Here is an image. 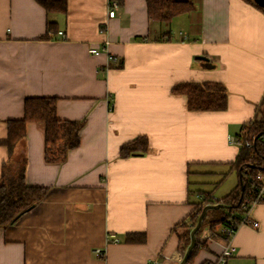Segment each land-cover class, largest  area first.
I'll return each instance as SVG.
<instances>
[{
	"label": "crops",
	"instance_id": "1",
	"mask_svg": "<svg viewBox=\"0 0 264 264\" xmlns=\"http://www.w3.org/2000/svg\"><path fill=\"white\" fill-rule=\"evenodd\" d=\"M190 1L191 12L160 24L149 20L146 0H121L113 18L110 0H69L66 14L49 16L36 0H0V179L7 121L24 117L27 98L56 97L59 118L85 120L63 164L45 160V125L27 124L11 160L24 155L27 183L48 193L0 226V264L182 263V225L191 226L202 193L219 201L239 183L218 194L204 190V179L227 169L230 179L240 153L230 137L260 117L264 98V11L245 0ZM48 19L64 38L43 39ZM184 83L222 84L227 109H190L173 91ZM139 137L147 152L121 158ZM251 215L259 226L238 229L228 264H264V201ZM223 228L205 230L196 241L205 245L184 264L215 261ZM110 234L120 241L108 242ZM128 234L146 241L127 243Z\"/></svg>",
	"mask_w": 264,
	"mask_h": 264
},
{
	"label": "trees",
	"instance_id": "2",
	"mask_svg": "<svg viewBox=\"0 0 264 264\" xmlns=\"http://www.w3.org/2000/svg\"><path fill=\"white\" fill-rule=\"evenodd\" d=\"M36 1L46 10L48 16L68 12L69 0ZM117 1L121 4V0ZM245 1L264 11V8L259 7L254 0ZM146 6L149 20L160 24H170L174 18L189 13L194 8V4L190 0H146ZM58 31V24L48 19L43 39H50ZM173 91L185 95L189 108L195 111L218 112L226 110L228 106L227 90L220 83H184L174 87ZM57 103L58 98L56 97L27 98L24 117L7 121L8 135L1 141V144L8 150L9 158L2 167L0 179V226L14 223L23 214L34 208L48 193V188L27 183L25 175L27 159L24 155L18 160L14 159L16 160L14 162L11 160L18 144L26 138L27 124L38 122L45 125V160L47 163H65L69 152L77 149L81 144V130L85 125V120L71 121L59 118ZM263 107L264 98L258 109L260 117L245 124L240 134L252 133L256 135V139L252 142L251 148H240L236 161L231 165V168L238 174V185L219 201H215L210 194L202 193L203 199L199 205L200 208L194 210L191 216V226L182 225L180 239L184 242L185 247L188 248L191 244V231L198 224L205 206L215 203L225 205L206 212L202 224L196 232L197 237L202 236L207 229L213 234L214 228L225 225L237 212H243L244 197L251 189V180L256 170L264 167ZM148 147V139L139 137L120 148V157L125 159L136 154H144ZM222 208L228 209L229 214H222L217 218V212ZM145 241L146 236L142 234H128L126 237L127 243H144ZM203 245L195 242L185 263H189L196 255L198 248Z\"/></svg>",
	"mask_w": 264,
	"mask_h": 264
},
{
	"label": "built area",
	"instance_id": "3",
	"mask_svg": "<svg viewBox=\"0 0 264 264\" xmlns=\"http://www.w3.org/2000/svg\"><path fill=\"white\" fill-rule=\"evenodd\" d=\"M120 7V3L117 0H110L108 15L113 18L117 14V10ZM59 36H65L63 31L57 33ZM104 49L98 47H91L90 53L93 55H99ZM256 139V135L252 133H245L239 137H230V143L238 145L240 148H251L252 142ZM264 142V135L262 136ZM264 201V167L258 168L254 177L251 180V189L248 194L244 197L243 212L241 215H233L232 218L224 225L222 237L224 239V245L222 251L215 261L209 262L208 264H228L229 259L232 258L237 249L233 244L234 236L238 229L246 224H252L254 227H258L257 221L252 218V211L256 205ZM218 204V203H216ZM108 242H119L120 240L114 235H108ZM207 240H213V235L209 234L205 237ZM98 257H104L105 252L101 249L96 250ZM155 264V263H152Z\"/></svg>",
	"mask_w": 264,
	"mask_h": 264
},
{
	"label": "rangeland",
	"instance_id": "4",
	"mask_svg": "<svg viewBox=\"0 0 264 264\" xmlns=\"http://www.w3.org/2000/svg\"><path fill=\"white\" fill-rule=\"evenodd\" d=\"M263 111H264V107H263ZM221 171H223V170H221ZM226 172L228 173L229 172V169H227L226 170ZM227 173H221L219 176H211V177H207V178H205L204 179V182L206 183V184H204V190L205 191H213V190H216L217 189V191H216V193L218 192V194H220V193H222V192H226V190H230V187H229V185H230V183H232V184H236L237 185V178H238V176H237V172L236 171H233V174H232V176H229L228 178H230V179H228V181H227V179H226V176H227ZM226 179V180H225ZM193 180H194V177H193ZM227 181V182H226ZM235 186V185H234ZM218 187V188H217ZM216 204V203H215ZM214 204V205H215ZM204 209V208H203ZM215 209H217V208H215ZM222 214H226V215H228L229 214V210L228 209H226V208H222L220 211H218L217 212V218H219V216L220 215H222ZM237 214L238 215H241L242 214V212H237ZM212 221H214V220H212ZM196 227H197V225H196ZM195 227V228H196ZM194 228V229H195ZM193 229V230H194ZM193 230L191 231V233L193 232ZM195 237H196V241L198 240V241H201V238H200V236L199 237H197L196 236V234H195ZM203 241V240H202ZM191 245V244H190ZM186 251H187V249H186ZM186 251H184V253H186Z\"/></svg>",
	"mask_w": 264,
	"mask_h": 264
},
{
	"label": "water",
	"instance_id": "5",
	"mask_svg": "<svg viewBox=\"0 0 264 264\" xmlns=\"http://www.w3.org/2000/svg\"><path fill=\"white\" fill-rule=\"evenodd\" d=\"M256 2V4H258L260 7L264 8V0H254ZM200 59L202 60H207L205 57H199ZM242 184V182H241ZM225 205L223 204H215V205H207L204 207L203 211H202V214L200 215L199 217V220H198V224H197V227L193 230V232L191 233V245L188 247L187 251H186V254H185V257L182 261L181 264H184L192 247L194 246L195 242H196V237H195V234L196 232L198 231V229L200 228L201 224H202V221H203V218L206 214V212L209 210V209H213V208H220V207H224Z\"/></svg>",
	"mask_w": 264,
	"mask_h": 264
}]
</instances>
